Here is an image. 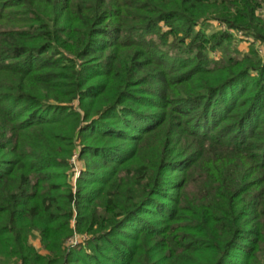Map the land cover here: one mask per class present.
I'll return each mask as SVG.
<instances>
[{
	"label": "trees",
	"instance_id": "1",
	"mask_svg": "<svg viewBox=\"0 0 264 264\" xmlns=\"http://www.w3.org/2000/svg\"><path fill=\"white\" fill-rule=\"evenodd\" d=\"M261 6L0 0V264H264Z\"/></svg>",
	"mask_w": 264,
	"mask_h": 264
},
{
	"label": "rangeland",
	"instance_id": "2",
	"mask_svg": "<svg viewBox=\"0 0 264 264\" xmlns=\"http://www.w3.org/2000/svg\"><path fill=\"white\" fill-rule=\"evenodd\" d=\"M257 13L260 14L262 18H264V6H261L257 10ZM224 29L225 28L223 26L221 27L217 22H210L209 26L207 28V33L211 34V33H214L215 31L224 30ZM233 35H234V38H235L234 42L237 44V48H238L239 52L241 54L248 53L249 42H251V39L246 37L245 35H243V33L233 32ZM255 46L259 50L261 55H263L264 54L263 48L260 45H258V44H256ZM209 56L212 59H218L220 57V54L218 52H210ZM73 163H74V167H75V175L78 173L77 176H73V183L75 184V180L79 176V170H80L82 164L77 160V158H74V162ZM31 243L33 244V246L37 250H41L40 242H39V239L37 238V236H34L33 238H31Z\"/></svg>",
	"mask_w": 264,
	"mask_h": 264
},
{
	"label": "built area",
	"instance_id": "3",
	"mask_svg": "<svg viewBox=\"0 0 264 264\" xmlns=\"http://www.w3.org/2000/svg\"><path fill=\"white\" fill-rule=\"evenodd\" d=\"M73 162H74V159H73ZM77 174L75 175V173H74V176H77ZM82 239H84V238L78 237V236H74L72 239H70L68 241L67 246H74V245L78 244L79 242H81Z\"/></svg>",
	"mask_w": 264,
	"mask_h": 264
}]
</instances>
